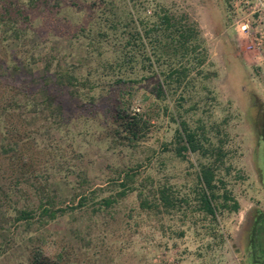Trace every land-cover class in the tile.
Instances as JSON below:
<instances>
[{"label":"rangeland","instance_id":"374dc122","mask_svg":"<svg viewBox=\"0 0 264 264\" xmlns=\"http://www.w3.org/2000/svg\"><path fill=\"white\" fill-rule=\"evenodd\" d=\"M261 3L0 0V232L7 234L0 264H32L40 233L50 242L44 256L57 264H264V154L256 123L264 58L235 25ZM159 7L196 22L207 55L165 97L156 94L164 76L146 59L155 58L152 46L161 50ZM134 26L150 30L144 49L130 40ZM164 58L177 66L194 61ZM58 73L81 84H61ZM48 80L62 105L59 120L34 106ZM180 118L203 133L207 157L176 156ZM12 147L17 151L8 152ZM202 164L215 168L214 215L201 205ZM80 194L89 198L84 206L43 228L13 220L15 209L35 208L43 197L63 207L76 205ZM108 197L117 201L102 206Z\"/></svg>","mask_w":264,"mask_h":264},{"label":"trees","instance_id":"16d2710c","mask_svg":"<svg viewBox=\"0 0 264 264\" xmlns=\"http://www.w3.org/2000/svg\"><path fill=\"white\" fill-rule=\"evenodd\" d=\"M157 10L160 11V7ZM159 21L161 22L159 30L160 35H157L156 43L159 40L162 42L161 50L158 46H152L151 55L154 54L153 57L155 56V58L151 59V57L146 56V59L149 61L148 68L153 74L158 73L164 76V79L157 85L156 94L158 97H165L169 92H175L180 87V85H183L192 74V71L200 68L203 65V63L206 61L207 55L204 46V39L201 37L199 26L196 22H193L187 14L184 13L180 16L163 11L161 16L159 15ZM133 28L134 32L129 31L130 40L136 39L142 44V48L144 49L145 45L143 43V39L149 36L150 30L145 32L142 29L139 30L136 26H134ZM128 43H130V41H128ZM164 55H166L167 58H169V60L171 61L174 60L171 59L173 57L184 58L186 56H191L194 61L189 60V62L184 63L180 66H177L176 64H170L168 62L166 64ZM128 58L134 59V55H130ZM50 67L51 65L49 63H47V65L45 66L47 70L50 69ZM28 70L31 71L30 69ZM56 76L57 82L70 85V87L73 88H76L78 85L77 83H80L78 81V78L71 73H58L56 74ZM34 82H36V80H34ZM46 82L44 85H40V88L38 90L39 99L37 100L38 95L35 96L36 102L34 103V106L39 109L41 114L49 113L53 118L56 117L58 118V120L62 119V105L60 102H58V97L52 94L48 89V87L50 86V80ZM36 83L39 84V82ZM257 108L259 111V115L256 123L259 130V140L262 144V150L264 154V103L260 102L259 107ZM172 117L174 116L172 115ZM175 120L177 122V119ZM127 125V128L130 130H134L135 127V130L132 134H136V126L132 127L133 123H127ZM203 139L206 140L203 133H198L197 131L190 129L186 120L180 118V120H178V127L175 132L176 145L174 151L176 156L185 158L187 152L201 151L202 156L207 157L210 152L209 149H207L208 147H205ZM3 150L4 152H6V149ZM7 151L16 152L17 150L12 147ZM218 152L216 151V154H223L221 152ZM214 169L215 168H213V166H211L210 164H202L200 167L199 175V182L203 189L200 195L201 205L211 215H214L212 200L215 197L214 193L215 189L217 188ZM125 176L128 177L127 174H125ZM219 181L220 183L223 182L221 180ZM122 194H124V192L120 193L117 196H122ZM78 197L79 200L76 205L71 204L65 205L63 207H55V200L53 197L47 196L46 199L45 197H43L42 199H40V203L35 208L15 209L16 214L13 220L15 223L19 224L21 222L28 225L35 222L40 223L41 228H43L49 221H54L58 217L64 216L65 214L74 211L78 206H84V204L89 199L86 195L81 194ZM159 197L162 201L169 202L170 198L168 195H166V191L164 189L160 190ZM225 199L230 200L229 197H225ZM116 201V198L108 197L106 199H103L101 202L102 206L110 207ZM224 206L227 205L224 204ZM231 207L234 210H238V204L236 202H233V205H231ZM3 214L4 213H0V221L3 220L1 218ZM5 237H7V234L4 235L1 233L2 241L0 243V252L2 250L3 244L7 242V239ZM46 242L50 244V242L47 240V236L43 233H40L35 241V244H33L34 247L32 249V264H57L55 263V261H49L48 258L44 256L43 245ZM63 249L66 248L63 247ZM65 251L62 250L57 254V257L62 260L64 255L66 254Z\"/></svg>","mask_w":264,"mask_h":264},{"label":"built area","instance_id":"2783aa9c","mask_svg":"<svg viewBox=\"0 0 264 264\" xmlns=\"http://www.w3.org/2000/svg\"><path fill=\"white\" fill-rule=\"evenodd\" d=\"M251 19L243 16L235 20L238 31L252 38V47L264 58V5L255 7Z\"/></svg>","mask_w":264,"mask_h":264}]
</instances>
